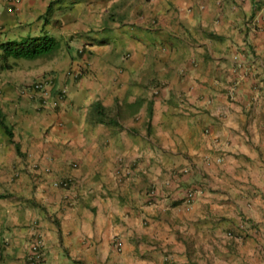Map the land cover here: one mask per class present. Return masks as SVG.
I'll return each instance as SVG.
<instances>
[{
	"label": "crops",
	"instance_id": "obj_1",
	"mask_svg": "<svg viewBox=\"0 0 264 264\" xmlns=\"http://www.w3.org/2000/svg\"><path fill=\"white\" fill-rule=\"evenodd\" d=\"M107 22L133 29L113 54ZM43 33L45 64L0 48V264H28L34 232L45 264H264V0H0V46ZM45 76L67 96L38 109L23 84Z\"/></svg>",
	"mask_w": 264,
	"mask_h": 264
},
{
	"label": "trees",
	"instance_id": "obj_2",
	"mask_svg": "<svg viewBox=\"0 0 264 264\" xmlns=\"http://www.w3.org/2000/svg\"><path fill=\"white\" fill-rule=\"evenodd\" d=\"M123 26L124 24L121 25V29H118L114 26V23H104L101 29L93 31L95 37H93L92 40L96 42V44L118 43L121 45V48H124L126 45L123 44V42H125L126 38L122 37V35L131 34L133 29L129 27L128 29H123L125 27ZM142 30L144 29L139 26L137 27V31ZM0 48L3 60L2 67L4 69H10L12 67V59L35 60L50 57L58 48V40L55 36L49 33H43L40 35L28 36L19 41H6L1 44ZM118 106L121 105H116V107ZM124 108L125 107H123L122 104V107H118L115 111L116 113L112 114L111 112L113 110L111 108L106 107L103 105L102 101L97 100L92 103L90 118L97 124H107L118 126L120 129H125L127 127L126 124L123 123ZM129 130L136 132L135 128L129 127ZM8 195H2V197H7Z\"/></svg>",
	"mask_w": 264,
	"mask_h": 264
},
{
	"label": "built area",
	"instance_id": "obj_3",
	"mask_svg": "<svg viewBox=\"0 0 264 264\" xmlns=\"http://www.w3.org/2000/svg\"><path fill=\"white\" fill-rule=\"evenodd\" d=\"M129 55V54H128ZM53 78L52 76H45L37 81L32 82L22 89L24 95H28L37 99V108H45L48 104L53 107H58L66 99V89H60L53 96ZM34 168H38L39 164L33 165ZM46 172H51V167L46 166L44 168ZM57 187L63 188L67 191L74 187V180L71 177H65L55 180ZM197 195V189L191 188L185 193V199L190 202ZM69 202H72L73 196L67 194L65 196ZM120 247V245H119ZM46 256V244L44 238L38 233L34 232L32 239L30 240V255L28 264H45Z\"/></svg>",
	"mask_w": 264,
	"mask_h": 264
},
{
	"label": "rangeland",
	"instance_id": "obj_4",
	"mask_svg": "<svg viewBox=\"0 0 264 264\" xmlns=\"http://www.w3.org/2000/svg\"><path fill=\"white\" fill-rule=\"evenodd\" d=\"M129 19V21L130 20H132V19H134V18H132V17H130V18H128ZM136 19H138V18H136ZM142 20V17H139V19H138V21L140 22ZM153 20H155V19H153ZM138 21H136V22H138ZM138 22V23H139ZM158 21L157 20H155V21H151L150 23L152 24V25H157L158 23H157ZM140 23H142V22H140ZM93 24H94V22H93ZM91 25V24H90ZM98 25V24H97ZM141 38H142V34H141V36H140ZM136 40V39H135ZM131 42H133L132 40H131ZM102 48V50H104L105 52L107 51V52H109V53H111V54H113L114 52H116V51H118L120 48H121V45L120 44H118V43H109V44H102V45H100ZM161 46H163V45H161ZM128 52L130 53L131 51H122L120 54H121V57L123 56V59H125L126 61L128 60V59H130L131 57H132V52L130 53L131 54V56H129V58L128 57H126V55L128 54ZM165 52V51H164ZM52 59V56H50V57H45V58H39L38 60L37 59H35V60H37L40 64H45L47 61H49V60H51ZM142 58H137L136 59V61H139V60H141ZM22 60H26V59H22ZM35 60H32V61H30L31 63H33V61H35ZM71 66H74V65H71ZM69 71V73H72V74H76V73H78V74H80V75H82L83 73H85L83 70H82V68L80 67L79 69L76 67V69L74 68V67H72V69H70V70H68ZM43 72H46V70H44ZM43 72L42 71H40V73L38 74V76H41V75H43ZM37 76V77H38ZM24 86L23 87H26L27 85L26 84H23ZM66 87H64L63 89H65ZM57 90V89H56ZM57 92V91H56ZM56 92H54V93H56ZM123 107H126L125 105H123ZM128 115V112L125 110L124 111V115ZM125 118H126V116H125ZM124 118V119H125ZM128 118H126L125 120H127ZM15 170V173H20L21 172V169H19V168H15L14 169ZM27 171H29V168H28V170ZM28 173V172H27ZM57 174V173H56ZM28 175H30V173H28ZM14 181H8V182H6L5 183V186L4 187H2V189L6 192V193H12V191H13V189H15V187H14ZM20 187H18L17 189H19ZM23 190H26V189H29V187L27 188L26 186H23V188H22ZM67 198H65V196H64V200H66ZM68 200V199H67ZM76 200H77V197H73V200H72V203L74 204L75 202H76ZM70 203V202H69ZM68 203V204H69Z\"/></svg>",
	"mask_w": 264,
	"mask_h": 264
}]
</instances>
